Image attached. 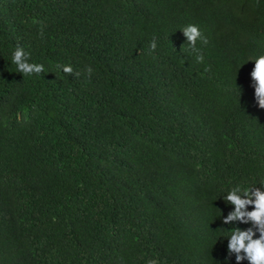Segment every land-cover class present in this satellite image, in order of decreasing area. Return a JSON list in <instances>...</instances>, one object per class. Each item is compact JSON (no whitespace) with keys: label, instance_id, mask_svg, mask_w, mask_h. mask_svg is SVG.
<instances>
[{"label":"trees","instance_id":"trees-1","mask_svg":"<svg viewBox=\"0 0 264 264\" xmlns=\"http://www.w3.org/2000/svg\"><path fill=\"white\" fill-rule=\"evenodd\" d=\"M260 55L264 0H0V264H237Z\"/></svg>","mask_w":264,"mask_h":264},{"label":"clouds","instance_id":"clouds-1","mask_svg":"<svg viewBox=\"0 0 264 264\" xmlns=\"http://www.w3.org/2000/svg\"><path fill=\"white\" fill-rule=\"evenodd\" d=\"M184 35L188 38L189 44L195 48V44L198 38L203 39L204 43H207V40L202 38V34L197 25H187L181 30ZM151 49L154 51L156 49L155 40L151 43ZM199 51V50H197ZM198 62L203 61V56H197ZM255 69L252 72L253 78L257 82L256 87V96L259 101V106L264 108V55H260L255 58ZM12 61L17 65L18 72L23 75H31L33 73L39 74L43 72V65H37L28 63L24 60V52L22 48L17 47L14 53L12 54ZM59 67V65L57 66ZM64 73H72L73 69L71 66L63 67ZM91 73V68H89ZM240 189H236L232 191L227 196V200L235 205V211L231 213L227 219L224 221L226 224L232 220H243L247 215L248 219L256 222L257 224L264 226V192L259 191L257 189L254 193L255 201L253 202L251 199H242L239 195H237V191ZM250 189H244V195L246 197L252 195ZM254 203L255 210L251 212L242 211L245 209L247 204ZM254 233L249 229L248 231H240L236 229L231 235V240L229 244V251L240 253L243 251L245 256L237 255V264H240V261L245 259V257L249 260L250 264H264V231L261 232V236L259 239H252ZM148 264H158L156 260H149Z\"/></svg>","mask_w":264,"mask_h":264}]
</instances>
